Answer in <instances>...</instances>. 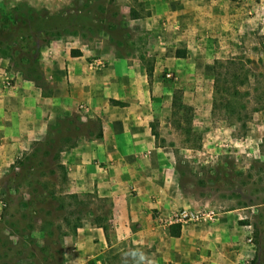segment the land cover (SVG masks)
Listing matches in <instances>:
<instances>
[{
  "label": "rangeland",
  "instance_id": "rangeland-1",
  "mask_svg": "<svg viewBox=\"0 0 264 264\" xmlns=\"http://www.w3.org/2000/svg\"><path fill=\"white\" fill-rule=\"evenodd\" d=\"M36 2L0 0V64L5 65L4 86L7 81L10 86L6 88L14 87L18 75L21 84L31 82L41 92L36 97H50L52 85L45 66L55 61L53 54L47 53L54 45L66 46L72 58V51L78 53L76 57L83 58L72 62H81L93 70H103L116 61L128 64L135 76L142 67L153 69L154 66L157 84L152 74L147 75L154 116L151 129L156 144L165 147L174 160L176 179L188 205L197 211L211 210L216 219L229 216L231 221H236L234 232L239 237L244 233L245 255L240 264H264L263 24H245L241 42L247 48L240 53L222 58L220 51L207 54L194 50L188 54L180 46L174 55L181 58L174 60L172 53L165 54L164 60L173 61L166 66L158 65L159 54L153 45L156 39L132 23L145 14L144 6L136 0ZM16 17L29 20L21 24ZM234 42L241 46L237 40ZM233 58L240 62L224 63ZM215 61L224 63L218 67L223 82L233 80L237 74L238 81L246 84L237 83L234 91L233 81L224 83L229 88L228 95L225 98L223 93L220 98L214 87ZM99 62L101 65H97ZM228 97L237 103L233 109L224 107ZM4 106L6 141L0 149V264L32 263L33 256L40 257L42 253L37 250L44 248V237L52 223L61 226V235L66 234L59 237L63 249L65 237L73 235L72 229L81 218L82 223L93 225L97 218L104 220L105 216L103 223L111 229L112 201L95 193H68L64 166V170L53 167V158L58 155L60 162L63 149H69L81 137L90 138L99 132L98 121L87 118L86 106L78 105L73 114L52 124L46 123L47 116L42 117V123L37 122L35 128L39 132L44 128L46 137L18 149L16 101L12 95L5 97ZM238 110L246 116L243 125L230 118V112ZM68 195L80 196L79 203L68 199ZM51 197L63 202L65 209L61 214L68 216L67 224L57 219V212L49 204ZM132 252L130 261L122 257L114 264L134 263L140 253ZM46 260L48 264H56L54 259Z\"/></svg>",
  "mask_w": 264,
  "mask_h": 264
},
{
  "label": "crops",
  "instance_id": "crops-1",
  "mask_svg": "<svg viewBox=\"0 0 264 264\" xmlns=\"http://www.w3.org/2000/svg\"><path fill=\"white\" fill-rule=\"evenodd\" d=\"M136 1L145 14L132 23L156 39L158 65L173 63L163 59L165 54L172 53L177 60L174 54L180 46L188 54L220 51L222 58L240 53L247 48L242 45L246 23H262L264 34V0ZM47 53L55 61L45 66L52 85L45 99L36 97L41 92L31 82L21 84L18 75L14 87L6 88L5 65L0 64V149L6 141V96L16 101V149L46 137L44 128L36 129L42 117L52 124L84 104L87 118L98 121L101 137H81L60 152L68 193H95L112 201L114 214L107 233L87 222L65 237L61 264H105L120 255L130 261L135 250L140 253L137 264H240L245 255L244 233L239 237L234 232L237 223L229 216L206 224H184L178 237L170 235L171 216L189 205L177 182L174 160L156 144L151 129L154 116L146 68L133 76L127 63L111 61L105 69L93 70L72 62L83 57L72 58L63 45H54ZM156 71L153 66L157 84Z\"/></svg>",
  "mask_w": 264,
  "mask_h": 264
},
{
  "label": "trees",
  "instance_id": "trees-1",
  "mask_svg": "<svg viewBox=\"0 0 264 264\" xmlns=\"http://www.w3.org/2000/svg\"><path fill=\"white\" fill-rule=\"evenodd\" d=\"M136 14H132V17H135ZM17 19V22H21V24L24 22H27L29 20V18L27 17H21L20 19H18V17H16ZM24 34V33H22ZM71 55L73 57H76L78 55V53L76 52H71ZM178 58H181L180 56H176ZM183 57V56H182ZM239 63V59L237 58H233L231 61H226L224 62L225 64H234V63ZM223 62H219V61H215L214 62V72H215V81H214V87H215V92L217 95H220L219 97L222 98V94L224 93L225 95H223L225 98L226 96L228 95L227 92H228V86H225V84L229 83L228 81H233L234 85L232 86V89L235 91L237 89V86L239 83L240 85H244L246 83L244 82H239V78H238V75L235 74L236 76L233 78V80H226L225 82H223L222 79H220L219 77V73H218V67L221 68L223 67ZM146 72H147V75L148 76H151L152 74V68H146ZM245 78H247V75H245ZM246 80V79H245ZM236 82V83H235ZM263 96H264V93H261ZM110 103L113 104V105H118V106H122L123 103L121 102H118V101H114V100H110ZM213 107H217V101L215 100L213 102ZM264 103V100H262V104ZM236 101L234 99H230L228 97L227 101L225 100V108H229L231 107L232 109L236 106ZM242 108L245 109L244 106H241ZM231 116L230 118L233 119L232 121L234 123H240L241 125H243L244 121H245V118L246 116L243 115V113L238 110L236 112H230ZM155 135V134H154ZM97 137L100 138L101 137V132L99 131L97 133ZM53 167L55 169H61V170H64L63 168V165L59 162V156L57 155L56 157L53 158ZM20 162H17L16 164H19ZM21 164V163H20ZM55 171V170H54ZM66 175H65V180H66ZM68 199H73V201L79 203V199H80V196L78 195H68L67 196ZM40 203L43 204V200H40ZM51 204L50 206L55 210V212H57L58 216H57V219L61 220V221H66V224L68 223L67 220H68V216H63V214H61V212L65 209V206L63 204V202H61V200H59L58 198H53L51 197L50 198V203ZM55 206V208H54ZM82 219V218H81ZM79 219L77 220L78 222L76 223V225L74 226V228L72 229V234L74 235L76 230L80 227H82L83 223H82V220ZM103 221H105V216H104V220H102L100 217L97 218L95 221H94V224L93 225H96L97 227H100L102 228L106 233L108 232L109 230V227H106L103 223ZM51 225V229H50V232L46 234V236L44 237L45 239V242H44V248H42V250H37V252H40L42 253V255L40 257L38 256H33L32 257V264H48L46 261L47 258H51V259H54L56 264H61L62 261H61V257L63 255V245H62V242L61 240H59L60 236L63 238L64 236H66V234H62L61 235V226L59 224L55 225V224H50ZM180 225L179 224H174V225H171L170 226V235L173 236V237H178L180 235ZM48 256L47 258H45V256ZM134 254L131 253V256H133ZM124 255H120L116 258H112V259H107L104 261L105 264H114L116 261H118V259H122ZM124 258V257H123ZM125 260V259H124ZM138 262V261H137ZM137 262L132 263L131 264H137ZM128 262L124 261V264H126Z\"/></svg>",
  "mask_w": 264,
  "mask_h": 264
},
{
  "label": "built area",
  "instance_id": "built-area-1",
  "mask_svg": "<svg viewBox=\"0 0 264 264\" xmlns=\"http://www.w3.org/2000/svg\"><path fill=\"white\" fill-rule=\"evenodd\" d=\"M101 65V62L97 63ZM170 75L167 74V77ZM6 87L10 86V83L6 81ZM216 214L211 210L197 211L191 206L187 208H182L180 211L175 212L170 218V225L179 224L180 226L184 224H203L210 223L216 219Z\"/></svg>",
  "mask_w": 264,
  "mask_h": 264
}]
</instances>
